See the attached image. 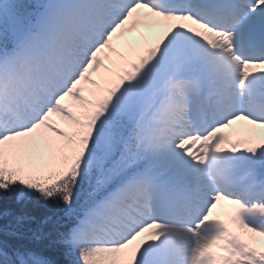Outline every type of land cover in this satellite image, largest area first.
Masks as SVG:
<instances>
[{
  "label": "snow or ice",
  "instance_id": "snow-or-ice-1",
  "mask_svg": "<svg viewBox=\"0 0 264 264\" xmlns=\"http://www.w3.org/2000/svg\"><path fill=\"white\" fill-rule=\"evenodd\" d=\"M205 253L264 264V0H0V264Z\"/></svg>",
  "mask_w": 264,
  "mask_h": 264
},
{
  "label": "rangeland",
  "instance_id": "rangeland-1",
  "mask_svg": "<svg viewBox=\"0 0 264 264\" xmlns=\"http://www.w3.org/2000/svg\"><path fill=\"white\" fill-rule=\"evenodd\" d=\"M95 78V77H94ZM65 103L66 104H70V101H65ZM51 119H53V120H55V119H57L56 117H51ZM66 127H71L70 125H66ZM227 208V206L225 207V208H223V209H219L218 210V213H220L221 214V216H222V214H223V211L225 210ZM205 255V259L207 260V261H210V259H211V257H210V255H208L207 253H205L204 254Z\"/></svg>",
  "mask_w": 264,
  "mask_h": 264
},
{
  "label": "trees",
  "instance_id": "trees-1",
  "mask_svg": "<svg viewBox=\"0 0 264 264\" xmlns=\"http://www.w3.org/2000/svg\"><path fill=\"white\" fill-rule=\"evenodd\" d=\"M28 211L31 212L33 215H37L38 216V215H40L42 210L38 209V208H29Z\"/></svg>",
  "mask_w": 264,
  "mask_h": 264
},
{
  "label": "bare ground",
  "instance_id": "bare-ground-1",
  "mask_svg": "<svg viewBox=\"0 0 264 264\" xmlns=\"http://www.w3.org/2000/svg\"><path fill=\"white\" fill-rule=\"evenodd\" d=\"M253 71H254V69H253ZM204 264H209V261H207V260L205 259Z\"/></svg>",
  "mask_w": 264,
  "mask_h": 264
}]
</instances>
